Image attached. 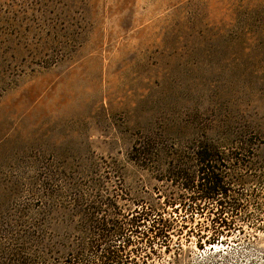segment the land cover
Returning a JSON list of instances; mask_svg holds the SVG:
<instances>
[{"label":"rangeland","instance_id":"1","mask_svg":"<svg viewBox=\"0 0 264 264\" xmlns=\"http://www.w3.org/2000/svg\"><path fill=\"white\" fill-rule=\"evenodd\" d=\"M210 114L262 133L256 152L221 154L253 168L216 163L228 195L172 176L199 168L174 152L191 150ZM149 134L159 157L137 165L129 151ZM263 141L264 0H0V208L35 204L48 167L80 177L84 160L104 157L119 167L112 188L128 193L118 220H140L128 264L264 263ZM235 204L228 227L213 220Z\"/></svg>","mask_w":264,"mask_h":264},{"label":"trees","instance_id":"2","mask_svg":"<svg viewBox=\"0 0 264 264\" xmlns=\"http://www.w3.org/2000/svg\"><path fill=\"white\" fill-rule=\"evenodd\" d=\"M207 115L193 113V118L204 119ZM215 117L217 115L210 114L206 123L195 127L191 150L174 152V159L195 160L200 163L199 168L194 173L187 170L189 167L179 165L172 175L183 186L196 188L209 196L219 193L228 195L229 189L225 187L229 182L226 165L222 170L217 162L235 159L243 162L246 168L254 167L248 165L252 158L250 156L221 154L254 153L257 150L253 146L262 142L256 140L262 133L254 125L244 123L237 126L223 120L217 126L214 124ZM211 136H220L223 138L221 143L235 147L228 151L221 150L206 139ZM160 144L157 136L149 134L139 137L131 146L129 159L137 165L146 164V161L159 157ZM83 165L80 177L48 167L42 181L43 187L33 192L35 204L0 208L3 215L0 218V264H128V232H138L140 220L133 219L130 227H125L124 222L118 220L125 215L116 210L117 203L128 198L124 188L117 183L112 188L110 183L120 177L119 167L113 160L104 157L84 160ZM167 199L174 200V196L168 195ZM238 211L237 204L223 205L213 220L228 227L229 223L222 215H237ZM243 217L249 218L250 215L244 214ZM165 231L166 228L159 229L156 234ZM212 231L214 236L223 232L218 228ZM119 239L122 240L117 243Z\"/></svg>","mask_w":264,"mask_h":264},{"label":"built area","instance_id":"3","mask_svg":"<svg viewBox=\"0 0 264 264\" xmlns=\"http://www.w3.org/2000/svg\"><path fill=\"white\" fill-rule=\"evenodd\" d=\"M259 264H264V263H259Z\"/></svg>","mask_w":264,"mask_h":264},{"label":"bare ground","instance_id":"4","mask_svg":"<svg viewBox=\"0 0 264 264\" xmlns=\"http://www.w3.org/2000/svg\"><path fill=\"white\" fill-rule=\"evenodd\" d=\"M215 246H216V244H215Z\"/></svg>","mask_w":264,"mask_h":264}]
</instances>
